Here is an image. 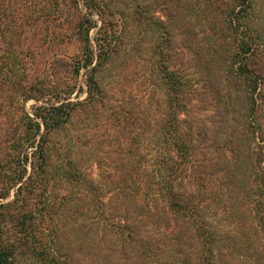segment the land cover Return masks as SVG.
I'll list each match as a JSON object with an SVG mask.
<instances>
[{
    "label": "trees",
    "instance_id": "1",
    "mask_svg": "<svg viewBox=\"0 0 264 264\" xmlns=\"http://www.w3.org/2000/svg\"><path fill=\"white\" fill-rule=\"evenodd\" d=\"M256 2L0 0V264H225L208 215L213 170L198 159L205 144L248 177L264 247V23ZM180 40L188 63L207 70L205 100L223 124L214 146L205 138L211 128L191 119L196 85L174 51ZM132 50L149 56L161 119L149 145L115 112L124 154L107 172L98 161L93 180L63 135L108 108L102 75ZM81 75L87 97L74 102ZM253 151L249 177L244 155ZM54 186L64 190L61 203ZM37 189L36 209L10 214L24 191ZM88 246L99 260H87ZM114 252L126 262L111 260Z\"/></svg>",
    "mask_w": 264,
    "mask_h": 264
},
{
    "label": "rangeland",
    "instance_id": "2",
    "mask_svg": "<svg viewBox=\"0 0 264 264\" xmlns=\"http://www.w3.org/2000/svg\"><path fill=\"white\" fill-rule=\"evenodd\" d=\"M145 1L153 4L158 0ZM157 11L159 12V10ZM186 11L191 13L188 8ZM256 11L258 20L264 23V0H257ZM189 16L191 15L189 14ZM191 17L195 21L199 20L195 14ZM135 39L137 37L126 40V44L134 45ZM183 46V41H176V50L174 51L178 57L183 59L182 65L196 85L192 90L196 100L191 104V119L193 122L199 123L198 126L202 124L211 128L205 134V138L208 139L209 145L214 146L218 139L221 140L217 133H220L223 124L213 118L214 112L210 108L209 102L205 100L207 92L203 84L207 70L198 71L196 65L189 64L190 53ZM68 52L72 55L75 53V48ZM136 52V50L127 54L121 52L120 58L116 59L102 75L101 82L108 92V108L103 109L88 120H81L73 129L68 130L63 135L68 142L69 150L79 156L78 159L82 163L83 171L90 179H98L101 173L97 164L98 161H104L106 166L104 165L101 169L107 172L112 167H117L118 162L123 157L127 134L124 130L125 125H120L119 121L115 119L117 116L115 112H122L128 120L130 130L134 133L139 135L143 131L146 132L149 145L154 139L156 123L161 119L162 110L160 107L163 102V93L156 80L150 77L146 71L148 54L140 55ZM78 84L72 97L74 102L78 99L82 101L87 97L85 75L80 76ZM34 104V101L29 102L28 109ZM205 145L202 147L203 150L198 159L200 163L204 164L206 170L207 167L213 170L211 177L214 189L209 194L210 200L207 202L209 203L208 215L219 232V246L224 253V262L225 264H264V247L251 214L250 194L245 188L248 177H245L241 171L234 170L233 165H230L224 156L217 153L213 154V150H206ZM139 152L140 150L137 149V154ZM255 157L256 151H253L251 155L248 152L246 156L244 155V160L249 161L248 176L253 173L252 162ZM28 170L31 173V165L28 166ZM40 192L39 189L30 194L24 191L18 202L11 208L10 214L16 216L19 212L36 209L39 206ZM63 194L62 188L60 189L58 186L52 188V195H55L60 203L63 201ZM25 198H27L26 203L23 202ZM14 199L15 192L11 193L8 201ZM69 217L72 216L69 215ZM146 221L149 222L148 218ZM67 224H70V221ZM66 228L68 231L72 230L70 225ZM10 231L16 235L14 229ZM69 233L67 232L70 236ZM105 244L107 241H102L99 245L102 247ZM86 251L90 252L87 254ZM86 251L84 252L87 260L90 254H93L95 258L98 255V250L90 246L87 247ZM116 253L114 252L109 258L116 262L121 260L125 263L126 259L123 257L115 259Z\"/></svg>",
    "mask_w": 264,
    "mask_h": 264
}]
</instances>
